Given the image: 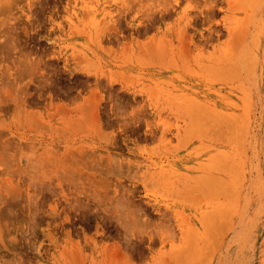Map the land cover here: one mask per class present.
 Wrapping results in <instances>:
<instances>
[{
  "label": "rangeland",
  "instance_id": "obj_1",
  "mask_svg": "<svg viewBox=\"0 0 264 264\" xmlns=\"http://www.w3.org/2000/svg\"><path fill=\"white\" fill-rule=\"evenodd\" d=\"M0 264H264V0H0Z\"/></svg>",
  "mask_w": 264,
  "mask_h": 264
}]
</instances>
